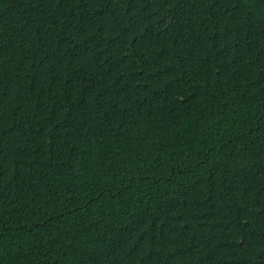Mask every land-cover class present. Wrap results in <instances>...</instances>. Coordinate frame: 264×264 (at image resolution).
I'll use <instances>...</instances> for the list:
<instances>
[{"label":"trees","instance_id":"obj_1","mask_svg":"<svg viewBox=\"0 0 264 264\" xmlns=\"http://www.w3.org/2000/svg\"><path fill=\"white\" fill-rule=\"evenodd\" d=\"M0 264H264V0H0Z\"/></svg>","mask_w":264,"mask_h":264}]
</instances>
